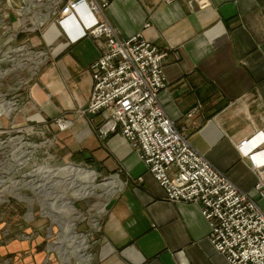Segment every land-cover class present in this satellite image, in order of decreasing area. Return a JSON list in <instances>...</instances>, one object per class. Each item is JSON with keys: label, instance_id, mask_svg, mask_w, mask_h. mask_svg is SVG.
I'll list each match as a JSON object with an SVG mask.
<instances>
[{"label": "crops", "instance_id": "0c3cea01", "mask_svg": "<svg viewBox=\"0 0 264 264\" xmlns=\"http://www.w3.org/2000/svg\"><path fill=\"white\" fill-rule=\"evenodd\" d=\"M31 6L26 17H0V58L40 59L19 71L0 60V105L10 112L0 115V128L25 136L33 127L45 130L74 162L119 177L110 181L114 195L87 247L90 258L79 264H228L211 242L201 205L168 201L120 133L100 139L97 126L105 123V114H82L93 92L90 66L102 47L90 37L70 44L50 8ZM105 18L121 40L142 34L167 53V84L159 101L168 117L264 212V198L254 190L258 177L238 149L247 138L264 137V0H210L205 8L192 0H115ZM40 21L47 23L44 47L34 52L39 39L31 34ZM59 120L67 121V128ZM47 238L39 234L34 241L1 244L0 259L10 255L11 264H60L45 246Z\"/></svg>", "mask_w": 264, "mask_h": 264}, {"label": "built area", "instance_id": "2783aa9c", "mask_svg": "<svg viewBox=\"0 0 264 264\" xmlns=\"http://www.w3.org/2000/svg\"><path fill=\"white\" fill-rule=\"evenodd\" d=\"M112 1L48 0L69 37L71 31L79 33L71 40L89 34L103 49L91 65L94 86L84 115L105 114L100 136L105 139L119 131L140 154L168 201L201 205L212 230L211 242L228 264H264V212L250 194L195 150L168 117L159 101L166 87L167 54L142 34L121 40L105 18L99 19ZM192 1L200 8L210 3ZM81 11L82 24L75 23ZM67 22L71 25L66 28ZM259 135L245 139L238 149L258 177L254 190L264 197V137L254 142Z\"/></svg>", "mask_w": 264, "mask_h": 264}, {"label": "rangeland", "instance_id": "374dc122", "mask_svg": "<svg viewBox=\"0 0 264 264\" xmlns=\"http://www.w3.org/2000/svg\"><path fill=\"white\" fill-rule=\"evenodd\" d=\"M97 2L99 3V1ZM31 5H34L36 9L40 6H43L40 7L43 9L50 8V17L53 18L55 24L57 23L70 44H76L88 37L92 38L88 34L87 37L77 41L71 40L68 33L58 23V15L55 14V9L48 0H0V17L11 20L15 17H26L25 13L29 9H33ZM108 8L103 10V17L102 15L98 16L99 19L104 20L105 11ZM40 22L38 30L34 31L36 33L31 34V37L36 36L34 38L39 39L33 43L34 52H36L35 49L44 47L42 33L47 28V23L46 21ZM1 30H4L3 27ZM92 39L96 41L94 38ZM0 60L7 67L17 68L19 71L23 67H35L40 59L8 57L0 58ZM14 73L21 75V72H12L11 74ZM8 108L7 105H0L2 117L8 116L5 113H10ZM83 112L82 114H84ZM58 124L65 129L68 123L59 120ZM101 127L102 125L97 126L99 136ZM185 130L179 131L190 142ZM22 132L20 130L10 131L7 126L0 128V245L15 240L34 241L39 234H42L44 237H48L45 240L47 242L45 246L51 252V257L57 258L56 261L59 260L60 264H79L81 260L88 261L92 250L87 247L94 241V233L100 228L107 205L114 195V192L111 194L106 192L108 187L105 183H111L110 181L118 180L119 177L112 171L95 167L96 165L74 162L71 156L63 154L53 135L49 132L46 133L45 130L40 133L33 127L29 136H25ZM192 147L197 150L193 145ZM241 155L248 162L242 153ZM65 167L80 169L83 172H93L96 175L94 180L96 187L93 188V193L82 198L76 196L74 186H70L72 182L68 181V175L65 171H58ZM44 169L58 171V173L50 179L43 173ZM216 169L220 171L218 168ZM261 198L264 197L261 196ZM30 229H33V232L28 234L27 230ZM83 238L86 241L87 250L82 254L76 247L78 241ZM1 257L0 264H11L10 260L13 256Z\"/></svg>", "mask_w": 264, "mask_h": 264}, {"label": "bare ground", "instance_id": "6f19581e", "mask_svg": "<svg viewBox=\"0 0 264 264\" xmlns=\"http://www.w3.org/2000/svg\"><path fill=\"white\" fill-rule=\"evenodd\" d=\"M81 15H79L78 17H75L74 22H82V20L84 19V15L83 11L80 12ZM91 21L87 24H90ZM82 24V23H79ZM71 25V22H67L65 24V27H69ZM80 32V31H79ZM79 33H74L73 31L70 32V37L74 40L75 38H77V35ZM43 173L45 174V176L47 178H54L56 176V174L58 173V171H62L68 175L69 182H72V184H70V186H74L75 188V195L78 196L79 198L85 197L89 194L93 193V188L96 187V185L94 184V180L96 179V175L93 172H83L80 169H76V168H71V167H65L62 168L61 170L58 171H51V170H42ZM76 181V182H75ZM105 185H107V193L111 194L114 192V184L112 183H105ZM52 189V188H51ZM52 191V190H51ZM104 209V208H103ZM79 251V253L85 252L86 250V241L85 239H80L78 241L77 247H76ZM83 257H85V255H83ZM83 259V258H81Z\"/></svg>", "mask_w": 264, "mask_h": 264}]
</instances>
